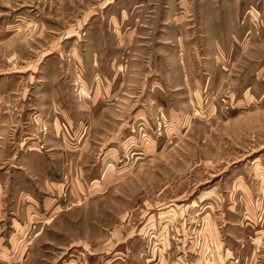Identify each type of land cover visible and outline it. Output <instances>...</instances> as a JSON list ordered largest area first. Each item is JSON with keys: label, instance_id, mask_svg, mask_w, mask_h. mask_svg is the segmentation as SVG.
Returning <instances> with one entry per match:
<instances>
[{"label": "rangeland", "instance_id": "obj_1", "mask_svg": "<svg viewBox=\"0 0 264 264\" xmlns=\"http://www.w3.org/2000/svg\"><path fill=\"white\" fill-rule=\"evenodd\" d=\"M3 75L17 79L10 105L25 111L32 92L45 111L66 107L62 145L82 151L70 158L81 186L23 264L62 251L77 264L79 243L109 249L91 264H148L139 240L151 264H176L186 234L205 264V222L241 202L240 184L264 227V0H0ZM244 260L264 264V242Z\"/></svg>", "mask_w": 264, "mask_h": 264}, {"label": "crops", "instance_id": "obj_2", "mask_svg": "<svg viewBox=\"0 0 264 264\" xmlns=\"http://www.w3.org/2000/svg\"><path fill=\"white\" fill-rule=\"evenodd\" d=\"M15 75L0 76V264H23L27 254L38 250L36 239L43 225L51 222L53 212L65 206L71 193H75L70 184L75 183L77 188L81 186L80 177H73L70 173V158H81L82 151L72 155L68 148L63 147L60 137V119L63 117L67 122H70L67 119H73L69 113L65 115L66 107L62 108L66 99L57 98L58 92L51 87L46 98L49 100L52 97L50 101L54 102L55 108H62L55 110L56 113L38 107L34 101H39V98L32 92L29 95L33 102L25 111L21 102L10 105L7 102L12 100V86L17 82ZM28 111L37 112L41 119L34 123ZM45 123H50L52 128L43 131ZM67 184L68 187H65ZM239 186L243 192L239 196L241 202L233 201L234 206L224 210L225 215L219 223L205 222L213 234L215 245L213 258L204 261L205 264H245L244 257L252 255L256 246L264 242V227L262 223L255 222L257 209L261 207L254 196L246 194L248 189L244 184ZM35 227L38 228L36 232ZM182 243H187L186 248H180L176 253L179 256L176 264H198L202 255L194 249V241L187 239L186 234ZM136 244L137 253L148 259V264L155 261L152 257L155 249L148 247L145 241L139 240ZM79 245V251L75 253L79 261L77 264H91L87 261L88 257L109 252L108 248L92 249L82 243ZM167 246L164 248L165 256L167 252L169 254ZM169 250L172 251V248L169 247ZM61 253L55 256L54 264H71L70 252H67V258H62ZM129 255L131 252L127 251L126 256ZM162 263L160 259L159 264Z\"/></svg>", "mask_w": 264, "mask_h": 264}]
</instances>
